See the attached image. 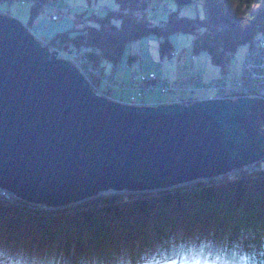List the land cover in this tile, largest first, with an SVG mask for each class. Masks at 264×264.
<instances>
[{"label":"water","instance_id":"water-1","mask_svg":"<svg viewBox=\"0 0 264 264\" xmlns=\"http://www.w3.org/2000/svg\"><path fill=\"white\" fill-rule=\"evenodd\" d=\"M0 14V189L31 204L162 190L264 161L258 98L132 105Z\"/></svg>","mask_w":264,"mask_h":264},{"label":"trees","instance_id":"trees-1","mask_svg":"<svg viewBox=\"0 0 264 264\" xmlns=\"http://www.w3.org/2000/svg\"><path fill=\"white\" fill-rule=\"evenodd\" d=\"M43 1L32 0L29 22L46 8ZM114 1L117 10L80 12L73 28L44 42L62 51L84 48L99 68L104 59L117 63L126 42L148 33L161 35L162 50L170 52L168 35L181 30L194 35L193 52H207L225 70L236 48L264 31V0H203L202 18L169 10L161 24L147 17L144 0ZM259 163L251 171L59 208L0 199V264H264Z\"/></svg>","mask_w":264,"mask_h":264},{"label":"rangeland","instance_id":"rangeland-1","mask_svg":"<svg viewBox=\"0 0 264 264\" xmlns=\"http://www.w3.org/2000/svg\"><path fill=\"white\" fill-rule=\"evenodd\" d=\"M47 1L49 0L43 1V3ZM155 1L156 9L146 12L147 17L154 24H161L166 19L167 11L164 10L165 5L173 11L177 10L179 15L198 18H202L205 15L203 0H192L190 3L179 6L176 5L174 0ZM52 3L53 6L43 8L30 22L29 13L32 0H14L9 3L0 2V14L19 19L42 45H47L44 40L50 41L56 33L70 30L75 26L74 19L76 14L83 11H86L85 13L88 14L92 11L105 13L107 10H117V4L114 0H54ZM100 6L104 7L105 11L100 10ZM54 8H59L63 11V16L57 20H52L50 17ZM113 21L117 23L118 17H113ZM25 23H29L30 27ZM82 23L83 21H81ZM193 39L194 35L190 32L177 30L169 33L170 52L162 50L160 42L163 40V37L156 33H148L126 42L122 56L116 64L118 66V79L128 85L132 75L152 71L159 76L174 79L188 74H197L203 81L224 78L226 85L231 86L233 79L239 73L242 56L247 44L243 43L236 48L231 54L225 70H223L219 65L211 62L207 52L203 50L193 52ZM99 68L109 71L111 63L104 59L101 61ZM97 85L100 90H104L107 93L110 99L125 104H129L131 100L135 99L138 104L156 105L163 101H171L170 99L176 95L162 94L155 90L153 92H145L136 98L130 89L109 88L102 82L97 83ZM193 95L200 100L206 97L209 98L211 92L196 90ZM131 97H134V99ZM254 114L253 121L251 122L255 126V129L264 135V101H261L256 106ZM259 165L264 168V161H261ZM112 193L120 192L109 191L99 195ZM35 205H39V207L44 206L40 204Z\"/></svg>","mask_w":264,"mask_h":264},{"label":"built area","instance_id":"built-area-1","mask_svg":"<svg viewBox=\"0 0 264 264\" xmlns=\"http://www.w3.org/2000/svg\"><path fill=\"white\" fill-rule=\"evenodd\" d=\"M145 10L152 11L156 8L155 0H144ZM51 1L43 3V7H50ZM100 10L105 11V8L100 6ZM165 10L169 11L165 5ZM51 19L55 20L63 16V11L59 8H54L51 13ZM48 51L56 52L58 58H64L72 62L76 69L88 82L93 92L108 99L109 96L100 90L97 83L102 82L106 87L125 88L135 91L136 96H141L145 92H153L155 90L162 94H176L171 101H163L161 103L177 102L189 104L197 98L193 95L196 90L210 91L209 98L215 99H235V98H258L264 101V31L256 34L248 42L243 53L241 66L237 77L233 79V84L227 86L224 78L211 79L202 81L197 74H188L179 78H168L158 76L154 72L138 73L130 77L127 84L118 80V66L113 64L109 71H103L95 67L91 60L88 59L86 51L83 49L72 52L71 50L62 51L56 47L48 45ZM134 99V97H131ZM137 104L135 99L129 104ZM244 168L248 170L257 169L256 164L246 165ZM7 200H6V199ZM0 199L8 202L16 203L18 197L8 194L0 189ZM28 203V202H26ZM31 204V203H28Z\"/></svg>","mask_w":264,"mask_h":264},{"label":"bare ground","instance_id":"bare-ground-1","mask_svg":"<svg viewBox=\"0 0 264 264\" xmlns=\"http://www.w3.org/2000/svg\"><path fill=\"white\" fill-rule=\"evenodd\" d=\"M206 98H208V97H206ZM204 99H205V98H204ZM183 104H184V103H183ZM132 105H136V104H134V102H133V104H132ZM236 171H238V170H236ZM236 171H235V172H236ZM233 173H234V172H233Z\"/></svg>","mask_w":264,"mask_h":264}]
</instances>
